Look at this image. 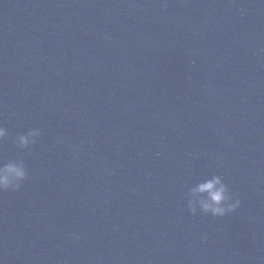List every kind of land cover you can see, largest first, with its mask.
Returning <instances> with one entry per match:
<instances>
[{"label": "water", "instance_id": "1", "mask_svg": "<svg viewBox=\"0 0 264 264\" xmlns=\"http://www.w3.org/2000/svg\"><path fill=\"white\" fill-rule=\"evenodd\" d=\"M0 126V164L28 170L0 191V264H98L69 0H0Z\"/></svg>", "mask_w": 264, "mask_h": 264}, {"label": "clouds", "instance_id": "2", "mask_svg": "<svg viewBox=\"0 0 264 264\" xmlns=\"http://www.w3.org/2000/svg\"><path fill=\"white\" fill-rule=\"evenodd\" d=\"M7 135V129L0 126V141ZM40 135V130L33 128L18 135L14 142L19 148L27 150ZM27 178V166L22 160H12L0 164V191L19 190ZM203 193H207L206 198L198 196ZM239 206V199L229 190L222 176L217 175L193 189V199L189 202L188 209L193 215L203 213L210 214L212 217H224L228 213L234 212Z\"/></svg>", "mask_w": 264, "mask_h": 264}]
</instances>
